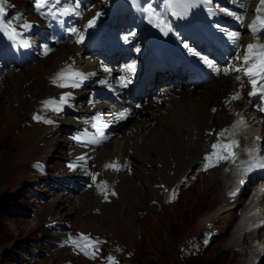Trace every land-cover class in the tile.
Segmentation results:
<instances>
[{
	"label": "rangeland",
	"instance_id": "1",
	"mask_svg": "<svg viewBox=\"0 0 264 264\" xmlns=\"http://www.w3.org/2000/svg\"><path fill=\"white\" fill-rule=\"evenodd\" d=\"M13 1L17 2L19 5L23 4H21V0ZM152 1L153 0H151V2ZM80 31L81 28L79 29V32ZM75 48L76 47L70 48L60 46L56 49L54 54L61 49L69 53ZM78 55V52L74 53L76 58ZM49 56L50 55L41 59L36 65ZM50 60L51 58L48 59L47 62L49 63ZM67 61L64 60L60 62L59 67L65 62L67 63ZM33 70V66L24 68L23 70L17 69V71H12L7 76L0 79V100L1 102L3 101L0 109V117L4 118L6 125H8L9 120L7 117L11 115V111L14 112V119L16 117L15 115H19L22 118L17 122L13 119L15 122L10 126V131H7L6 152L2 158V164L5 165L11 161L13 154L17 153L19 149L22 150L16 164L6 171L2 178L3 180L1 179L0 181V264H93V260H89L85 257L74 258L68 253L57 249H54L56 251L50 253L49 257L39 258L35 263H31L25 259L23 249L36 240L49 242V239L56 235V233L49 232L44 226L50 221L59 222L56 220L60 219L63 220L61 223L64 222L66 225L71 224L76 230L86 233H96V235L105 237L111 242L125 245L128 250L133 252V256L128 259L131 264H242L246 260L252 263V260H254L256 256L258 259H261L259 258L261 256L258 255L257 246L261 243L264 248V243H262L264 241V236H262L260 242L257 241V243L253 245L251 239L245 241L242 240V236L240 237V232L242 231L241 226L245 221H241V214L239 213L242 211H240V208L244 202H242L241 198H238L232 204L225 201V194L230 188V185H232L231 187L234 186V181L230 177H223L221 168L209 172L208 175L206 174L198 177L191 187L182 189L177 202L171 205H165L163 201H160L162 199L161 194L158 198H156L157 194L150 196V194L153 192V194H155V191L162 188L159 187L160 184L152 185L154 183L152 171L156 170L154 166H145L146 168H142L141 172L147 177H143L142 179L146 178L148 183L145 184V186H141L142 179L136 182L137 187H140L139 189L142 192V196H136V201L141 205V208L130 210L132 216L134 215L132 223L129 222L128 217L124 216V212H120L119 201L114 200L109 204H102L100 200L101 197L97 199L94 191H90V193L86 195H90L93 198L95 196L98 200L97 202H100L98 204L100 206H105L102 209L97 205L83 209L78 206V202L74 204L75 198L79 195L68 198V203L63 204L59 200L62 197L66 198L62 191H54L51 184H49L48 187L50 190H48L47 187L42 188L40 179L31 169V163L35 160H43L47 164L49 175H61L64 172L63 162L66 160V151L60 147L61 143L59 142H55V145L51 148L49 153L44 152L45 149L40 147V145H42L41 143L38 144L41 150H34L37 144V141H33L35 137H39V135L42 137V134L49 130L41 125L33 129V123L29 121V116L36 110V106L28 107V104L22 105L23 103L17 106L18 104L12 101L8 103L9 92L6 84V82L9 81L8 77L13 74L16 76L25 74L28 79L33 77L32 72L35 71ZM33 83L34 81L27 80L23 88L28 85L27 89L30 90V87L34 85ZM11 93L14 94V91H11ZM44 94L45 88L41 83V85L34 86V90L31 93L23 96L31 100L32 98L42 97ZM20 106L22 110H18ZM24 109H26L25 114L22 112ZM6 113H8V115ZM214 113V110H212L211 114L213 115ZM5 115L7 116L6 118ZM232 115L238 116V111H234ZM65 118L68 120L71 119L70 116H65ZM65 125L66 123H63L60 124V129L58 127L53 129L55 133L54 136H56L57 140H64L65 134L63 130L66 129ZM256 131L259 132L261 130L256 122L252 121L244 137L251 139L252 134ZM47 138H49V136ZM31 141L33 143H31ZM204 141L203 139L202 150H206V148H204ZM26 143L29 144L27 147H25ZM0 150L3 151L2 148H0ZM186 173H184L183 176ZM170 175H172V172H170ZM216 179L217 181L215 182ZM31 187L32 190H34L39 197H43V199L32 198L31 195L27 193V189ZM153 188L155 190H153ZM247 191H249V189L244 191V195H246ZM35 200L36 202H34ZM9 201H14L20 206L28 209L30 211L29 215L20 216V214H18L19 210H10V212H6V204ZM82 203L86 206V199H84ZM106 210H109L112 216L108 215ZM11 211L14 213L12 214ZM69 211H72V214L68 215ZM259 211L261 210H258V212ZM126 212L128 213V211ZM53 214H55V216ZM242 215L244 217V213H242ZM210 224H214V227L218 229V236L214 239V243L211 244L207 251L196 259H179L178 246L189 237L200 236L202 230ZM248 245L253 246L254 251L251 252L252 255L247 257L248 254L246 251L250 247ZM33 246L37 254L36 258H38L41 251L37 243H34ZM262 264H264V260Z\"/></svg>",
	"mask_w": 264,
	"mask_h": 264
},
{
	"label": "bare ground",
	"instance_id": "2",
	"mask_svg": "<svg viewBox=\"0 0 264 264\" xmlns=\"http://www.w3.org/2000/svg\"><path fill=\"white\" fill-rule=\"evenodd\" d=\"M78 51L79 49L75 48L68 53L64 49H61L56 54L50 55L41 63L35 65L36 67L33 66L35 71L33 70L34 72H32L33 77L28 75L30 77L29 79L25 74H19V76L13 74L9 76V81L6 82L9 92L8 103L12 101L17 103V106H19L20 103H23L22 105L28 104V107L36 106L37 108L40 106L41 101L45 98L56 96L59 89L50 84V78L54 76L56 70L59 68L60 62L64 60L67 61L68 58H72L74 53ZM50 58L51 60L48 63L47 60ZM83 63L90 70L95 71L96 66L94 63H85L84 61ZM27 80L34 81V85L30 87V90L27 89L28 85L23 88V85L27 82ZM41 83L45 88V94L42 97H36L30 100L23 96L31 93L34 90V86L41 85ZM236 86V83L231 77H223L216 83L203 86L199 90H191L189 85L182 88L179 92H176L175 90L168 91V89L164 88L163 90L166 91V100L161 105L146 104L143 106L139 118H132L131 121L123 129H121L117 136L111 139L107 145L98 149L94 155H84L85 157L94 158L93 163L96 164L95 170L100 171V177L107 180L114 186L117 191L116 199L119 201L120 212H124V216L128 217L130 223H132L134 216H132L130 210H133L134 208L136 210L141 208V205L137 203L138 201H136V196H142V192L139 189L140 187H137L136 182L143 177H147L143 174V172H141L142 168L152 165L156 169L155 171H152L154 176L152 177L154 178V183L152 185L165 184V187L167 188L177 185L183 174L186 173L192 165L198 163L201 160L202 154L207 152V150H202L203 139L205 140L204 143L209 140L206 132L215 129L216 133L217 129H220L223 125L236 119V117H234L235 115H232L234 111H238L240 115H245L244 108L246 107V104L240 105V103L233 101L227 102V94L232 90H236ZM11 91H14V94H12ZM76 91V94L83 93L79 90ZM2 102L0 100V109ZM18 110H22L21 106ZM211 110H215L213 115L211 114ZM22 112L25 114L26 109ZM6 114L8 115V113ZM13 116V111H11V115H9V117L5 115V118L7 117L9 120V126L5 124L4 118L0 117V148L3 150H0V181L6 171L16 164L19 159L18 157L22 153V150L19 149L17 153L13 154L10 162L5 165L2 164V158L6 152L7 131H10V126L13 125L15 121L17 122L22 119L19 115H15V119ZM13 119L15 121H13ZM38 126V124H32L33 129ZM45 129H48L49 131H45V133L42 134V137H40L41 135H39V137L36 136L33 140L34 142L37 141L34 150L40 151L41 149L38 144L41 143L42 145H40V147L45 149L44 152L49 153L51 148L55 145V142H59L61 143L60 147L66 151L67 141L65 139L63 141L57 140L56 136H54L55 133L52 128ZM48 136L49 138H47ZM31 143L33 142L31 141ZM28 145L29 144L26 143L25 147ZM206 146L204 145V148H206ZM68 150L72 151L73 154L76 152V150L69 145ZM114 160L118 163L129 164L131 169L120 173H109L108 171L102 170V166L105 162H111ZM128 172L131 173V176H128ZM170 172H172V175H170ZM142 180L141 186H145L148 182L146 178ZM216 181L217 179L215 182ZM231 186L232 185H230V188ZM153 190L155 189L153 188ZM89 193L90 191L77 197L75 196L76 198L74 204L78 202V206L83 209L88 207L91 208L95 205L100 207V209L105 207L98 204L100 202H97L98 200L94 195V198L90 195H86ZM153 193L150 194V196L157 194L156 198H158L163 192L158 189V191H155V194ZM68 198L69 197H62L59 200L63 204H66L69 201ZM102 198L103 197H101V199ZM84 199L87 201V203H85L87 207L84 203H82ZM225 201H227V199ZM126 211H128V213ZM107 213L112 216V213L109 210ZM70 214H72V211L68 212V215ZM53 215L55 216V214ZM250 236L254 237L253 240H258L260 242L262 236H264L263 229H258L254 233L244 234L242 236V240L246 241ZM262 243H264V241ZM248 250H251V247H249ZM260 258L261 259H259L256 264H262V261L264 260V253ZM242 264L252 263H249L246 260Z\"/></svg>",
	"mask_w": 264,
	"mask_h": 264
},
{
	"label": "snow or ice",
	"instance_id": "3",
	"mask_svg": "<svg viewBox=\"0 0 264 264\" xmlns=\"http://www.w3.org/2000/svg\"><path fill=\"white\" fill-rule=\"evenodd\" d=\"M205 2H207V0H205ZM54 3H59V0H54ZM165 3V7L173 10V14H180L179 12L175 11L176 9H180V10H186L189 6H194V5H189L186 0H164ZM261 4H264V0H261ZM37 8L40 7H44V4L41 2V0H37ZM69 9H64V12H68ZM147 11H151V9H147ZM257 12L261 11V8H257L256 9ZM3 12V9L0 8V13ZM41 15H44V13H41ZM48 15H54V13L51 12V10H49ZM95 22V18H93V20L88 21V24L85 26L86 29L87 28H91L94 25ZM257 22L260 24L261 29H264V20H262L259 16L257 17L256 21L253 22V25H250V28L253 32V34H255L257 31H260L261 29H258L255 25L257 24ZM156 26L161 27V30H163L165 27H167V25L163 24V21H160ZM5 28H10L9 25H4ZM23 28L27 29L30 28L31 25L29 24H24L22 25ZM169 31L171 29H168ZM73 34L77 35V43H83L84 40V35L83 33H77V30L75 28H72L70 30ZM13 36L15 35V32L12 31L11 33ZM167 34V33H165ZM236 38H233V43H235ZM259 47L261 49V51L259 53H254L251 50ZM257 58L258 59V63H254L252 65H249L248 67H237L235 69H233L234 71H236L237 73L239 72H244L245 75L249 76V77H253V76H261L262 78H264V45H248V51L245 52V54L243 55V63L244 65H248V62L251 58ZM211 66V65H210ZM128 70H134V65H128L127 66ZM107 70V69H106ZM223 71L225 72V74H227L229 72V68L225 67L223 69ZM76 77H79L81 80L83 79V77L79 74V73H74L73 74ZM237 80H240V76L237 75L236 77ZM121 82L123 83V77H121ZM250 83L253 85V92L249 93V95H255V88H256V83L257 81L255 79L250 80ZM64 86V85H61ZM73 87L78 86V84H73ZM239 94H237L236 96L232 97L233 99L238 98ZM66 102V97L62 96L60 98V103L63 104ZM51 103V102H49ZM45 107H48V104L45 105ZM59 107L56 108V111H59ZM33 119L39 120L40 117L34 116ZM98 120V118H97ZM46 123H51V121H45ZM93 127H97L96 124H93ZM101 127H107L106 124H102ZM99 131V129H98ZM101 135H103V133H100ZM235 143V142H233ZM218 145L217 144H213L212 145V149L214 150L215 154V150L217 149ZM221 148H223L225 151H227L231 145H221ZM229 157L234 158V154L229 152ZM221 158H228V157H221ZM207 159V157H206ZM262 167H264V165H261ZM105 167H111V168H115V165H106ZM93 179L95 180V177H93ZM114 194V193H113ZM87 254V253H86ZM109 260H111V258H109Z\"/></svg>",
	"mask_w": 264,
	"mask_h": 264
}]
</instances>
